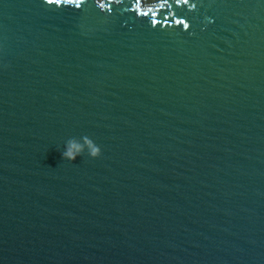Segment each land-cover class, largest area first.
I'll list each match as a JSON object with an SVG mask.
<instances>
[{"label":"water","instance_id":"water-1","mask_svg":"<svg viewBox=\"0 0 264 264\" xmlns=\"http://www.w3.org/2000/svg\"><path fill=\"white\" fill-rule=\"evenodd\" d=\"M0 264H264V0H0Z\"/></svg>","mask_w":264,"mask_h":264},{"label":"clouds","instance_id":"clouds-1","mask_svg":"<svg viewBox=\"0 0 264 264\" xmlns=\"http://www.w3.org/2000/svg\"><path fill=\"white\" fill-rule=\"evenodd\" d=\"M87 153L90 159H97L101 155L100 147L89 137L69 138L63 144L62 157L65 161L74 162Z\"/></svg>","mask_w":264,"mask_h":264},{"label":"snow or ice","instance_id":"snow-or-ice-1","mask_svg":"<svg viewBox=\"0 0 264 264\" xmlns=\"http://www.w3.org/2000/svg\"><path fill=\"white\" fill-rule=\"evenodd\" d=\"M49 2H52V0H49Z\"/></svg>","mask_w":264,"mask_h":264}]
</instances>
